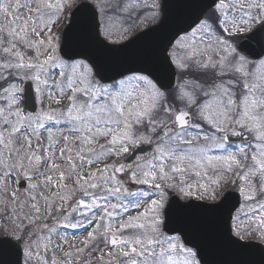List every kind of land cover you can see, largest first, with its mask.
<instances>
[{
  "label": "snow or ice",
  "instance_id": "snow-or-ice-1",
  "mask_svg": "<svg viewBox=\"0 0 264 264\" xmlns=\"http://www.w3.org/2000/svg\"><path fill=\"white\" fill-rule=\"evenodd\" d=\"M214 247L264 264V0H0V264Z\"/></svg>",
  "mask_w": 264,
  "mask_h": 264
},
{
  "label": "water",
  "instance_id": "water-1",
  "mask_svg": "<svg viewBox=\"0 0 264 264\" xmlns=\"http://www.w3.org/2000/svg\"><path fill=\"white\" fill-rule=\"evenodd\" d=\"M262 255H264V254H261L260 250L258 248L256 250L255 259L257 261H259L261 259ZM231 258L232 257L225 250H223L220 247H214V248L210 249L209 252L207 253V259L209 261V264H225V262Z\"/></svg>",
  "mask_w": 264,
  "mask_h": 264
}]
</instances>
